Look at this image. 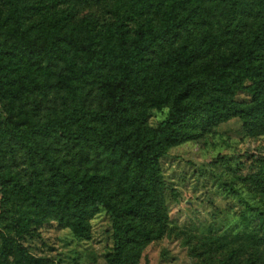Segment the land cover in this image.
Segmentation results:
<instances>
[{
	"label": "trees",
	"instance_id": "16d2710c",
	"mask_svg": "<svg viewBox=\"0 0 264 264\" xmlns=\"http://www.w3.org/2000/svg\"><path fill=\"white\" fill-rule=\"evenodd\" d=\"M113 1L0 0V105L18 99L3 103L0 195L3 204L22 200L25 186L9 168L20 153L30 184L43 188L48 211L59 222L83 239L86 221L104 209L113 237L108 264H139L144 250L167 232L160 161L169 149L197 129L235 117L264 126V7L260 0L256 13L262 19L253 35L236 43L234 31V45L222 50L193 38L195 26L215 15L205 6L251 14L253 0H137L142 4L123 17L135 20V14L154 9L159 19L147 18L133 32L120 20L97 24L76 15L78 7ZM47 87L54 114L44 120ZM177 87L168 118L150 129L147 103L161 107L158 98ZM101 152L109 175L90 176L74 167ZM116 161L124 177L113 183ZM257 182L264 191V157ZM0 264L53 263L3 237Z\"/></svg>",
	"mask_w": 264,
	"mask_h": 264
},
{
	"label": "rangeland",
	"instance_id": "374dc122",
	"mask_svg": "<svg viewBox=\"0 0 264 264\" xmlns=\"http://www.w3.org/2000/svg\"><path fill=\"white\" fill-rule=\"evenodd\" d=\"M251 2L255 7L251 14L207 4L205 9L215 15L195 26L193 38L203 40L204 46H221L222 50L234 45L230 41L234 31L236 43L249 38L262 19V13H256L261 1ZM137 4L142 3L118 0L108 5L81 6L76 15L97 24L120 20L133 32L147 18L159 19L152 15L154 9L148 11L149 15L134 13L135 20L121 15ZM178 90L179 87L165 91L158 98L161 107L147 103L146 126L155 129L168 118L170 95ZM45 91L43 118L47 120L54 114L53 93L49 87ZM239 99L249 104L247 95L241 94ZM11 100L18 101L13 98L1 103L0 121L6 118L3 103ZM256 124L249 126L242 119L231 118L197 129L190 139L169 149L160 161L169 214L167 232L144 250L139 264H221L228 258L233 259L230 264H264V191L257 182L264 157V126ZM59 148L65 157L67 150ZM74 155L73 151L71 157ZM95 155L87 164L75 163L74 167H80L81 173L90 176L109 175L107 154L101 152L97 158ZM9 168L20 177L25 189L20 190L22 200L18 205L13 199L3 204L0 195V249L2 238L6 237L14 244H21L33 257L53 264H108L113 237L111 221L104 209L86 221L87 237L78 238L70 225L59 222L48 211L43 188L30 184L29 171L20 153ZM111 173L113 183L124 177L117 161ZM21 214L27 223L24 218L21 221ZM23 224L27 225L26 230Z\"/></svg>",
	"mask_w": 264,
	"mask_h": 264
}]
</instances>
